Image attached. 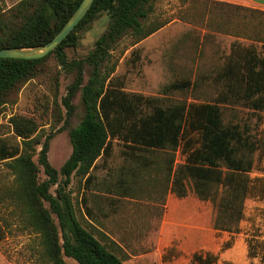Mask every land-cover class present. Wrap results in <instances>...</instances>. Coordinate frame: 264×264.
<instances>
[{"label": "trees", "instance_id": "trees-1", "mask_svg": "<svg viewBox=\"0 0 264 264\" xmlns=\"http://www.w3.org/2000/svg\"><path fill=\"white\" fill-rule=\"evenodd\" d=\"M82 1L21 0L7 10L0 8V50L46 45ZM156 1L95 0L78 27L48 56L36 60L0 58V109L22 84L37 75L50 55H55L62 67L77 73L63 99L65 123L75 111L72 99L77 91L82 92V119L68 133L72 154L59 171L48 160L51 136L39 141V125L34 119L11 117L14 141L0 138V163H5L14 177L9 185L0 181V205L12 207V215L23 228L38 235L42 258L48 264H71L67 258L77 264H124L103 240L82 225L68 190L74 175L86 182L92 180L98 160L110 156L114 140L133 148L131 156L136 161L137 151L169 154L167 151L175 153L183 144L185 162L174 167L172 153L169 160L172 191L178 198H185L191 181L199 200L217 203L219 215L214 219L219 231L239 233L246 201H264V178L251 176L255 169L264 173V126L254 132L247 124H225L221 108L239 104L254 113H264V41L261 49L232 44L225 67L217 73L223 93L215 102L162 107L157 99L126 93L109 65L111 51L125 37L134 38L137 44L162 28L146 24ZM103 14L109 20L107 31L95 41L84 61L69 62L66 49L76 47L79 32ZM86 65L90 69L87 73ZM191 85L186 80L166 90H186ZM259 120L262 123L261 116ZM36 156L38 163L34 161ZM42 171L45 181L40 180ZM54 186L55 194L51 193ZM4 226L0 224V241L7 234ZM104 238L108 236L104 234ZM230 247V242L225 243L223 250ZM248 257L264 264V238L255 232L248 237ZM218 261V254L200 250L188 264Z\"/></svg>", "mask_w": 264, "mask_h": 264}, {"label": "rangeland", "instance_id": "rangeland-1", "mask_svg": "<svg viewBox=\"0 0 264 264\" xmlns=\"http://www.w3.org/2000/svg\"><path fill=\"white\" fill-rule=\"evenodd\" d=\"M20 1L0 0V8L7 10ZM262 14L210 0H157L146 24L166 30H158L137 44L130 36L119 42L111 51L113 77L123 83L126 93L157 99L162 107L215 102L223 87L210 76L223 69L234 42L248 45L264 41ZM108 21L103 14L79 32L78 45L66 49L69 62L84 61L95 41L107 31ZM85 68L86 73L90 71L87 65ZM76 75L75 69H65L55 55H50L37 75L22 84L0 109V138L14 141L11 117L34 119L39 125V141L51 136L48 160L59 171L72 154L69 130L83 116L79 90L72 99L74 114L65 123L63 99ZM87 79L85 74V82ZM186 80L192 83L189 89L166 90ZM221 108L225 124H247L254 132L263 129L264 113H254L239 104ZM133 151L114 140L110 156L98 160L92 180L86 182L74 175L68 188L79 221L124 264H188L200 250L218 254L217 264H260L259 259L248 257V237L255 232L264 238V201H246L239 233L219 231L217 203L199 200L191 181L185 198L172 191L169 160L174 154V167L185 162L183 144L175 153L167 151L169 154L137 151V161L132 159ZM254 160L257 166L258 154ZM34 161L38 163V156ZM251 176L264 178V173L255 169ZM13 179L6 164L0 163L1 183L9 185ZM46 179L42 171L40 180ZM56 190L57 186L52 187L51 193ZM0 224L6 226L7 233L0 241V264H48L42 258L38 235L23 228L12 215V207L0 205ZM104 234L108 238L103 239ZM228 242L231 247L223 250ZM66 261L77 264L72 259Z\"/></svg>", "mask_w": 264, "mask_h": 264}, {"label": "water", "instance_id": "water-1", "mask_svg": "<svg viewBox=\"0 0 264 264\" xmlns=\"http://www.w3.org/2000/svg\"><path fill=\"white\" fill-rule=\"evenodd\" d=\"M94 2L95 0H83L61 31L46 45L35 48L14 47L1 49L0 58L36 60L48 56L78 27Z\"/></svg>", "mask_w": 264, "mask_h": 264}, {"label": "crops", "instance_id": "crops-1", "mask_svg": "<svg viewBox=\"0 0 264 264\" xmlns=\"http://www.w3.org/2000/svg\"><path fill=\"white\" fill-rule=\"evenodd\" d=\"M210 1H215V2H220V3L230 4V5H237V6H243V7H247V8H252V9H255V10L263 12L262 15L264 17V0H210ZM164 30H166V27L160 29L158 32H163ZM239 43H241L244 46L254 45L258 49H261V47L263 45V41H261V40H255V43L248 44V45H245L244 43H242L240 41H239ZM225 64H226V62H225ZM224 67H225V65H224ZM210 78L214 81V83L215 82L217 84L219 83L217 74H215L213 76V78H212V76H210Z\"/></svg>", "mask_w": 264, "mask_h": 264}]
</instances>
